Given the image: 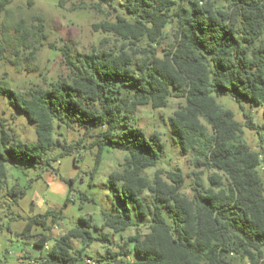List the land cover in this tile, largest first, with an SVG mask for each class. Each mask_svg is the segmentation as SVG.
I'll return each mask as SVG.
<instances>
[{
  "label": "trees",
  "instance_id": "16d2710c",
  "mask_svg": "<svg viewBox=\"0 0 264 264\" xmlns=\"http://www.w3.org/2000/svg\"><path fill=\"white\" fill-rule=\"evenodd\" d=\"M65 3L59 0L60 7ZM10 4L0 0V19ZM73 7L105 14L94 27L115 44L105 37L77 54L58 46L67 72L47 86L15 90L0 80V99L8 97L26 113L36 132L28 143L0 123V205L7 197L19 204L31 186H9L11 164L35 170L34 180L57 173L58 158L79 146H98L93 175L105 146L127 155L109 176L118 211H103L96 232L87 219L84 227L56 237L38 264H85L93 243L114 245L106 229L115 234L131 227L136 231L120 250L108 246L96 264H264V0H80ZM47 37L43 18L35 15L17 22L8 42L16 56L28 52L33 58ZM6 48L0 40V58ZM222 96L261 108L263 119L255 122L245 112L242 123L218 101ZM172 97L185 100L168 125L194 167L190 193L181 168H157L163 151L159 132L149 135L131 122L140 106L166 108ZM63 126L83 130L82 136L63 142L56 136ZM245 128L259 134L260 148L249 143ZM88 138L95 139L87 144ZM57 146L60 153L51 156ZM151 168L157 169L150 174ZM80 197L92 200L85 192ZM70 202L68 195L64 206ZM63 208L29 216L23 235L36 226L50 232L63 220ZM145 223L148 231L142 232ZM50 240V233L40 234L34 244L45 247ZM74 240L81 241L80 250Z\"/></svg>",
  "mask_w": 264,
  "mask_h": 264
},
{
  "label": "rangeland",
  "instance_id": "374dc122",
  "mask_svg": "<svg viewBox=\"0 0 264 264\" xmlns=\"http://www.w3.org/2000/svg\"><path fill=\"white\" fill-rule=\"evenodd\" d=\"M74 2L80 3V0H66L64 7L59 6V0H33V5H29V0H11L7 11L0 19L5 28L0 40H4L7 46L4 56L0 58V80H6L15 90L37 85L47 86L50 81L67 72L63 52L57 49L58 46H65L73 54L83 53L88 52L92 45L100 44L105 37H111L94 27V24L107 18L105 14L91 8L73 7ZM35 15L43 18L48 34L47 41L33 58L27 55L28 52L16 56L9 46L8 37L14 33L17 22L21 19L29 21ZM110 42L109 45L115 44L112 37ZM218 101L225 107L233 109L237 119L244 124L247 121L245 112H250L255 122L259 123L263 119L261 108L256 106L252 108L247 102L241 107L229 96L218 97ZM184 103V98L172 97L166 108L153 109L151 106H140L131 122L134 126L145 129L149 135L159 132L163 151L157 168L165 171L181 168L187 175L185 191L190 193L194 167L190 155L181 150L168 125L169 117ZM1 122L24 141L33 143L36 140L35 124L29 121L26 113L12 106L6 96L0 99ZM245 130L249 143L256 149L260 148L259 134L249 128ZM82 132L83 130L79 128L71 130L63 126L57 129L56 136L63 142L65 139L78 140ZM94 139L88 138L86 143L90 144ZM79 147L80 149L77 148L73 153L58 158L55 163L57 173L48 171L42 178L33 180L32 177L36 176L35 170L19 169L12 164L9 165L10 187L16 181L22 186L28 184L31 186L19 204L14 205L11 198L7 197L0 205V264H38L40 257L47 255L54 246L56 237L72 228L84 227L83 220L87 219L91 221L92 229L96 232L95 226L101 227L104 222L103 211L111 213L118 211V202L110 187L109 176L113 171L121 169L127 152L105 146L102 149L100 164L93 175L98 146L87 149ZM61 149V146H57L50 155L59 154ZM157 168L148 169L147 172L152 174ZM260 171L264 177V163ZM204 177L206 179L207 174ZM69 180H73L71 193ZM82 192L87 193L92 200L82 202L80 197ZM68 195L71 197V202L64 206ZM62 207H64V218L58 221L50 232L45 231L41 226H36L30 232V236L23 235L29 216L43 213L47 209L59 210ZM147 223L140 226L142 232L148 231ZM105 231L113 236L114 245L95 242L85 251L84 258H90L95 264L96 257L104 254L108 246L118 252L119 244L133 235L136 228L131 227L125 232L115 234L107 229ZM45 233H50L51 240L45 247L36 246L34 240ZM73 243L75 250L81 249V241L74 240ZM128 258L136 260L134 254L129 255Z\"/></svg>",
  "mask_w": 264,
  "mask_h": 264
},
{
  "label": "built area",
  "instance_id": "2783aa9c",
  "mask_svg": "<svg viewBox=\"0 0 264 264\" xmlns=\"http://www.w3.org/2000/svg\"><path fill=\"white\" fill-rule=\"evenodd\" d=\"M85 264H95L93 260H91L90 258H85L84 260Z\"/></svg>",
  "mask_w": 264,
  "mask_h": 264
}]
</instances>
